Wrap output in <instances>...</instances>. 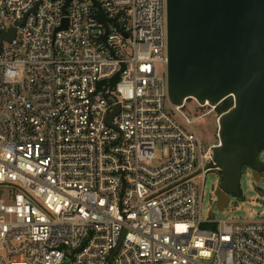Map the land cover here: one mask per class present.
<instances>
[{"label":"built area","instance_id":"obj_1","mask_svg":"<svg viewBox=\"0 0 264 264\" xmlns=\"http://www.w3.org/2000/svg\"><path fill=\"white\" fill-rule=\"evenodd\" d=\"M12 29L0 264H264V219L205 215L219 144L196 125L230 98L170 102L167 0H0Z\"/></svg>","mask_w":264,"mask_h":264},{"label":"water","instance_id":"obj_2","mask_svg":"<svg viewBox=\"0 0 264 264\" xmlns=\"http://www.w3.org/2000/svg\"><path fill=\"white\" fill-rule=\"evenodd\" d=\"M99 18L106 21L101 9ZM167 22L170 102L234 100L214 149L222 174L216 206L224 211L232 195L241 197L245 168L257 183L264 173V0H167ZM15 35L3 34L0 47Z\"/></svg>","mask_w":264,"mask_h":264},{"label":"rangeland","instance_id":"obj_3","mask_svg":"<svg viewBox=\"0 0 264 264\" xmlns=\"http://www.w3.org/2000/svg\"><path fill=\"white\" fill-rule=\"evenodd\" d=\"M170 109V105L168 104ZM220 114L218 109L212 115L205 117L196 125V131L202 137L207 146L219 144L217 117ZM264 160V154L262 155ZM264 162V161H263ZM222 174L212 172L207 175L205 183V197L203 199V207L205 215L209 212L216 200L213 186L216 189L220 186ZM241 197L231 196V203L224 211H220L218 207H214L216 221L219 220H240L254 221L264 219V173L260 182H254L252 171L248 168L243 170L241 178Z\"/></svg>","mask_w":264,"mask_h":264},{"label":"trees","instance_id":"obj_4","mask_svg":"<svg viewBox=\"0 0 264 264\" xmlns=\"http://www.w3.org/2000/svg\"><path fill=\"white\" fill-rule=\"evenodd\" d=\"M234 106V101L232 98L226 100L219 108H218V113L221 115L228 110H230Z\"/></svg>","mask_w":264,"mask_h":264},{"label":"flooded vegetation","instance_id":"obj_5","mask_svg":"<svg viewBox=\"0 0 264 264\" xmlns=\"http://www.w3.org/2000/svg\"><path fill=\"white\" fill-rule=\"evenodd\" d=\"M223 104V103H222Z\"/></svg>","mask_w":264,"mask_h":264}]
</instances>
